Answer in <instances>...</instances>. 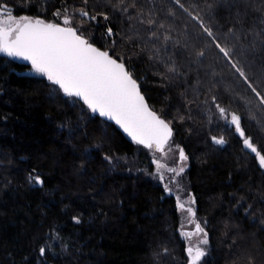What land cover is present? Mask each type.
I'll use <instances>...</instances> for the list:
<instances>
[{
    "label": "trees",
    "instance_id": "obj_1",
    "mask_svg": "<svg viewBox=\"0 0 264 264\" xmlns=\"http://www.w3.org/2000/svg\"><path fill=\"white\" fill-rule=\"evenodd\" d=\"M13 2L19 5L21 0ZM29 2L33 7L27 14H44L47 19H53V12L65 5L69 9L81 5V0H23L25 5ZM97 2L89 0V6ZM140 2L145 9L172 7L170 0ZM249 2L253 8L244 27L254 31L246 39H237L220 27L236 23L229 10L217 8L216 0H199L205 22L222 43L236 48L241 63L251 65V75L259 74L264 66V46L259 39L254 47L249 43L255 31L264 29V0ZM24 10L17 8V14ZM112 21L116 34L111 40L117 53L135 57L139 49L122 41L129 23L116 15ZM165 24L182 38L185 31L190 33L188 39L197 47L204 44L197 39L200 29L186 14L177 11ZM103 25L101 19L91 30L98 44L108 39ZM132 27L147 37L139 23L132 22ZM140 47L145 51L130 63L135 65L142 90L150 104L168 113L174 141L190 158L184 179L197 198V215L210 234L205 264H249V255L256 256L255 264H264L260 223L264 172L258 170L253 154L243 149L233 129L225 128L215 110L204 104L209 94L189 88L185 97L184 89L171 84L165 87L157 75L163 67L158 69L149 59L152 45L145 40ZM214 62L219 65L218 82L212 91L223 97L232 76L218 60L216 49L210 48L204 65ZM26 70V64L0 53V264H185L186 246L179 232L174 195H167L150 174L151 154L112 123L82 109L73 98H50L52 90L46 81L25 74ZM208 86L205 78L203 87ZM238 91L244 94L242 89ZM231 108L244 115L246 130L258 137L257 130L264 128V111L256 102L239 100ZM74 126L83 132L69 139L67 129ZM210 135H223L227 143L217 145ZM88 148L96 151L94 159L84 162V172L81 154ZM105 154L113 157L111 163L103 158ZM33 169L42 174L43 186L29 181ZM248 205H252L256 223L244 211ZM73 217H79V222ZM41 244L46 246L44 256L39 253ZM163 248L170 254H164Z\"/></svg>",
    "mask_w": 264,
    "mask_h": 264
},
{
    "label": "snow or ice",
    "instance_id": "obj_2",
    "mask_svg": "<svg viewBox=\"0 0 264 264\" xmlns=\"http://www.w3.org/2000/svg\"><path fill=\"white\" fill-rule=\"evenodd\" d=\"M170 3L172 7L169 9H145L140 0H134L131 4L126 0H98L91 7L89 0H81L79 7L69 9L65 5L53 12V19H47L44 14H27L33 7L30 2L25 5L21 0V3L16 5L13 0H4L0 4V53L25 61L29 72L46 81L52 90L50 98H73L79 102L82 109L114 122L135 145L142 146L151 154V164L154 166L152 174L161 183L167 195H174L176 210L181 215L186 214L188 223L195 224L194 231L183 230L181 226L184 237L189 240L192 236L199 238L197 245H186L185 264H205L210 234L206 222L202 225L196 219V196L187 191L182 182L189 156L182 146L175 145L173 121L168 118L167 112L159 111L150 104V98L145 95L136 75L135 65L130 62L139 58L140 53L145 51L140 45L145 44L147 40V43L152 45L149 59L156 62L158 69L161 66L164 69L158 71L157 75L165 82V87L169 84L180 87L184 89L185 97L189 88L200 95L208 93L204 104L215 110L214 114L225 128L233 129L243 149L253 154L254 162L261 172H264V128L257 130L258 137L249 134L243 124L244 115L232 109L231 105L239 100H245L248 104L255 101L259 110L264 111V66L259 74L250 75L251 65L241 63L236 48L222 43L214 28L205 22L199 0H193L192 4H188V0H170ZM215 6L226 7L236 20L235 24L220 26L226 33L237 39H246L253 33L252 28L244 27L245 18L253 8L249 0H216ZM205 7L212 9L213 5ZM17 8L25 10L17 14ZM261 8H264V5ZM177 11L186 14L200 29L197 39L204 41L202 46L197 47L190 41L188 37L191 34L187 31L183 33L182 38L180 34L174 35L176 29L165 24V20L175 17ZM113 15L129 23L128 30L122 35V41L139 49L135 57L117 53V45L111 40L116 34ZM101 19L105 21L104 36L108 39L98 44L91 30ZM132 22L140 24L147 32L146 38L132 27ZM261 22L264 23V20ZM258 39L261 46H264V29L255 31L254 38L249 43L254 47ZM158 44L160 47H157ZM245 47L247 46L241 45L242 49ZM210 48L216 49L218 60L223 61L232 76L223 97L219 91H212L213 85L218 82L216 69L219 65L215 62L204 65L206 53ZM205 78L209 84L207 88L203 87ZM238 89H242L244 94ZM81 132L83 129L79 126L67 129L69 139L75 138ZM84 138L87 139L86 132ZM209 139L217 145L227 143L223 135H210ZM95 151L94 148H88L81 154L84 172L87 171L84 162L94 159ZM103 158L110 163L113 161V157L107 154ZM28 179L39 186L45 183L42 174L36 169L29 173ZM237 204L241 205L242 201H237ZM251 209L252 205H248L244 211L253 216L252 222L256 223ZM79 219L73 217L77 222ZM260 223L264 230V217ZM227 234L226 231L225 235ZM232 243L234 244L235 240ZM162 251L166 255L170 254L167 248ZM39 253L41 256L46 253L44 244L40 245ZM255 260L256 256H248L249 264H255Z\"/></svg>",
    "mask_w": 264,
    "mask_h": 264
},
{
    "label": "rangeland",
    "instance_id": "obj_3",
    "mask_svg": "<svg viewBox=\"0 0 264 264\" xmlns=\"http://www.w3.org/2000/svg\"><path fill=\"white\" fill-rule=\"evenodd\" d=\"M1 54H2V53H1ZM24 73L27 74V75H32V76L39 77L37 74L32 73V72H29L28 70H26ZM175 145H177V144L175 143ZM177 146H179V145H177ZM177 158H178V153H177ZM168 162L171 163V161H168ZM187 164H188V167L186 168V171L189 169L190 158H189V160L187 161ZM150 165H151V170H152L150 174L153 175L154 178L156 179L155 175L152 174V173H154V166L151 164V162H150ZM185 173H186V172H185ZM166 176H167V173H166ZM156 180H157V179H156ZM157 181H158V180H157ZM182 182H183V184L185 185V188L187 189V191H189L185 179H183ZM158 183L161 184L160 182H158ZM173 190H174V193H175V186H174V185H173ZM189 192H190V191H189ZM195 207H196V206H195ZM178 214H179V216H180L179 232H180V235H181L182 240H183L184 243H185V246H186L188 243H191L193 246L197 245V244L199 243V238H198L197 236H192V237H191V240H189L188 238H186V237L183 236V232H182V228H181V226H183V230L194 231L195 224H194V223H188L187 218H186V214H185V215H181L179 212H178ZM196 219L199 220V221L201 222V220L199 219V216H198V215L196 216ZM201 223H202V222H201ZM202 225H203V223H202ZM207 248H208V246H207ZM204 259H205V258H204Z\"/></svg>",
    "mask_w": 264,
    "mask_h": 264
},
{
    "label": "water",
    "instance_id": "obj_4",
    "mask_svg": "<svg viewBox=\"0 0 264 264\" xmlns=\"http://www.w3.org/2000/svg\"><path fill=\"white\" fill-rule=\"evenodd\" d=\"M3 54V53H2ZM4 56H6L5 54H3ZM7 57V56H6ZM9 58H11V57H9ZM11 59H13V60H15V61H17V62H19V63H22V64H26V62L25 61H22V60H18V59H15V58H11ZM94 116H96V117H98L97 116V114H93ZM101 119H103V120H105V121H107L106 120V118H101ZM107 122H110V123H112L113 125H115L114 124V122H112V121H107ZM116 126V128L125 136V137H127L129 140H130V138L125 134V133H123V131L117 126V125H115ZM131 141V140H130Z\"/></svg>",
    "mask_w": 264,
    "mask_h": 264
}]
</instances>
